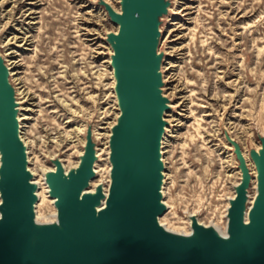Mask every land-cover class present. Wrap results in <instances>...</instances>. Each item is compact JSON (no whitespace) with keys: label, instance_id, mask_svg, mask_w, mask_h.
Segmentation results:
<instances>
[{"label":"rangeland","instance_id":"obj_1","mask_svg":"<svg viewBox=\"0 0 264 264\" xmlns=\"http://www.w3.org/2000/svg\"><path fill=\"white\" fill-rule=\"evenodd\" d=\"M165 1L158 27L164 36L180 19L179 38L162 46L160 63H175L183 86L178 91L170 80L165 92L174 104L180 95L186 100L171 110L176 119L162 138L168 206L160 221L188 232L187 213L197 212L200 222L224 231L228 197L240 178L234 144L247 155L252 178L248 152L264 138V0ZM183 1L191 6L187 15L175 12ZM107 5L118 10L120 0H0V56L14 60L8 80L21 101L17 113L27 116L20 122L24 142L30 140L29 167L50 168L57 157L66 168L77 163L88 135L94 149H106L108 136L97 133L110 132L118 112L108 39L117 26ZM14 33L28 42L10 38ZM95 160L91 188L109 181L106 153ZM247 188L254 194L255 181ZM51 201L39 197L38 217L55 213Z\"/></svg>","mask_w":264,"mask_h":264},{"label":"water","instance_id":"obj_2","mask_svg":"<svg viewBox=\"0 0 264 264\" xmlns=\"http://www.w3.org/2000/svg\"><path fill=\"white\" fill-rule=\"evenodd\" d=\"M107 5L117 32H109L120 108L110 136L112 164L104 206L101 186L82 193L94 176L91 136L75 169L59 161L47 174L57 223L36 226L35 184L19 137L14 90L0 56V264H264V138L251 150L257 194L244 219L250 174L237 144L241 178L228 209V236L193 223L194 237L166 231L161 202L160 139L166 98L161 94L158 24L165 0H120Z\"/></svg>","mask_w":264,"mask_h":264},{"label":"bare ground","instance_id":"obj_3","mask_svg":"<svg viewBox=\"0 0 264 264\" xmlns=\"http://www.w3.org/2000/svg\"><path fill=\"white\" fill-rule=\"evenodd\" d=\"M171 7V6H170ZM170 7H169V10H170ZM191 8L190 4L187 3L186 1H183L182 2V5L177 8V10L175 12H177L178 14H182V15H187L188 12L187 10ZM172 9V7H171ZM174 9V8H173ZM172 9V10H173ZM114 10L120 12L121 11V5L119 7V9L117 10L116 8H114ZM180 23V19L178 18H175V20L172 22L173 27L169 28L167 30V32L165 33V35L163 36V33H162V28L159 26L158 27V30H159V34L157 36V46H156V53H160V49L162 48V46H167L170 47V44L173 40H176L179 38V36H176V29L179 28V24ZM116 26H117V29L116 30H113L112 32H117L118 30V23H116ZM163 37V38H162ZM10 38H14L15 41H18L19 39L23 41V43H27L28 42V38L26 36L22 37L20 36L18 33H14L10 36ZM161 39H162V44H161ZM92 40H94V38H92ZM161 44V46H159V44ZM110 54H109V58H110V65H111V56L113 54V48H112V45L110 43ZM166 48V47H165ZM177 48V47H176ZM178 49H181V47ZM177 49V50H178ZM13 50H7L6 54L12 52ZM173 49L171 50H168L166 49L164 54H173L172 53ZM176 53V52H175ZM11 57V56H10ZM104 61H108V59H105ZM14 62V60H9L7 62H4L6 67L8 68V72L10 75H13L14 73H16V71H10V68H12L11 64ZM14 65V64H13ZM175 65V63H173L172 61H168L167 64L163 65L160 63L159 65V69H158V72L160 74V79H161V84H160V89H161V94L166 98V101H165V108L163 110V113H162V119L164 121V125H163V131H162V137L160 139V146H159V152H160V159L162 161V168L160 170V173H161V182H160V187H159V190H160V194H161V197H160V200L161 202L165 205V209L164 211L166 210L167 208V204L166 202L164 201V190H163V184L166 180V172H165V169H166V161L164 159V150H163V140L162 138L164 137L163 134L164 132H166V130H168V126H170V121H172L173 119H176L174 117H171L172 116V109L181 104L182 102H184V100H186V98L183 96V95H180V97L182 98V100L179 102V103H172V98H171V93H167L165 92V88H166V84L170 81V80H177V90L180 91V90H183V86H182V83L179 81V79L177 78V75L176 73L172 70L173 69V66ZM111 68H112V75H113V81H112V86H114V92H115V96H116V101H117V108H118V112L115 116V121L110 123V125H108V128H109V131L110 132H98L97 133V138H103V137H107L108 136V140L107 141H104L105 145L104 147L106 149H104L103 147H101V149L99 148V150L104 151L106 153V161L109 162L110 164V167L108 168V174H109V181L106 183V186H103V183H102V180L98 183H95V185L93 186V188H91L90 186L92 184H94L92 182V180L94 179V176H95V172H97V169H95V166H96V160H94V164H93V171H94V176L92 178H90L89 182H88V185L83 188L82 190V193L84 192H93L96 187L98 186H101V189L104 193V197L101 199V202L100 204L97 206V207H100V206H104L105 204V197L107 196L108 194V190H109V184H110V180H111V177H110V173H111V168H112V164H111V161H110V145H109V140H110V136L112 134V127L113 125L117 122V118L120 114V108H119V105H118V99H117V94H116V90H115V84H116V77H115V74H114V67L111 65ZM16 80V79H15ZM26 94V93H25ZM15 101H16V109H19V100L15 98ZM167 115H170L169 117H166ZM27 116L25 114H22L19 116V113L16 114V118L18 120V123H19V137H20V140L22 141V143L24 144L25 146V154H26V167H27V170L30 172L31 174V177H30V181L33 182L35 184V189H34V194L36 195V200L34 201L33 203V212H34V223L36 226H42V225H46V224H53V223H57V207L55 205V200H56V197L55 196H52L50 195V186L47 182V174L49 172H52L56 169V163H53V165L48 168V167H44L42 165H40L39 167L37 166V168H33V167H29L30 166V162H33V157L30 158L28 155H29V151H28V147L27 145H30L29 142L30 140H27L26 137H24L26 140L24 142V139L22 138L23 135L21 134V122L20 120H23L25 119ZM22 135V136H21ZM96 138V137H95ZM86 142V139L84 140V144ZM262 144L259 143L258 144V147H255V151L258 152V150L261 148ZM98 147H95L94 149V154L95 156H99L101 152H99L97 150ZM83 151L84 149L81 150V153L79 154L81 156V154H83ZM250 152H248V155L250 156ZM80 156L78 157V162L75 163V164H71L69 165L67 168L65 167L62 159L60 157H57L56 160L60 162L62 168H63V171L65 174H67V172L71 169H75L79 162H80ZM242 156L244 157V160L246 162V165L248 167V160H247V155L244 154V152H242ZM101 158V157H100ZM250 160L252 161V164H254L253 166V177L250 178L252 184H253V181H255V190H254V194L251 193L248 188L246 189V203H245V208H244V219L247 220L248 219V211H249V208L251 206V204L253 203L254 199H255V196L257 194V169H256V166H255V163L252 159V157L250 156ZM37 162V160H36ZM36 167V166H35ZM44 167V169H43ZM39 168L43 169L42 170V173H40L39 171ZM240 170V168H239ZM168 176V175H167ZM240 178H241V170H240ZM240 178L239 180L233 184V195L228 197V204H227V207H226V223L224 225V231H221L220 228L216 227V224L214 223H208V224H205L203 222H200L198 220V213L197 212H188L187 213V219L189 220V225H188V232H183V231H176V230H173V229H170V228H167L161 221H160V216L164 213V211L162 213H160L158 216H157V220H158V223L168 232L170 233H178V234H182V235H186V236H189V237H194L195 235V230L193 228V223H198V224H202L203 226L205 227H210V228H213L220 236H223V237H227L228 236V209H229V206H230V201L231 199L235 196V193H236V186L237 184L239 183L240 181ZM249 186V185H248ZM39 188V190H38ZM38 190V191H37ZM49 196L50 199H52L53 201L52 204L55 208V213L54 214H48L47 216H40L38 217V213L37 211H35V206H36V203L39 199V197L41 198V200H44L46 199L47 197ZM0 202H1V197H0Z\"/></svg>","mask_w":264,"mask_h":264}]
</instances>
